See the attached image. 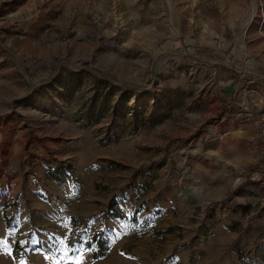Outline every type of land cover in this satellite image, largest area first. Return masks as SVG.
<instances>
[{"label":"rangeland","instance_id":"rangeland-1","mask_svg":"<svg viewBox=\"0 0 264 264\" xmlns=\"http://www.w3.org/2000/svg\"><path fill=\"white\" fill-rule=\"evenodd\" d=\"M228 76L264 0H0V264H264V158L210 159L256 127Z\"/></svg>","mask_w":264,"mask_h":264},{"label":"crops","instance_id":"crops-1","mask_svg":"<svg viewBox=\"0 0 264 264\" xmlns=\"http://www.w3.org/2000/svg\"><path fill=\"white\" fill-rule=\"evenodd\" d=\"M226 79L219 94L225 97L227 103L230 102L231 107L236 106L237 112L248 116L264 108V76H228ZM248 121L246 119L241 124H236L229 133H225L226 136L220 138L221 141L218 139L211 143L218 144L210 156L216 168L223 167L222 160H226L230 164L228 170L233 172L256 158H264V132ZM225 125L227 124H222L227 128ZM224 143L228 144L225 149L221 147ZM255 189L261 192L258 186Z\"/></svg>","mask_w":264,"mask_h":264},{"label":"built area","instance_id":"built-area-1","mask_svg":"<svg viewBox=\"0 0 264 264\" xmlns=\"http://www.w3.org/2000/svg\"><path fill=\"white\" fill-rule=\"evenodd\" d=\"M252 116V118H250V121L253 122L256 127L261 128L264 132V108L259 109Z\"/></svg>","mask_w":264,"mask_h":264},{"label":"trees","instance_id":"trees-1","mask_svg":"<svg viewBox=\"0 0 264 264\" xmlns=\"http://www.w3.org/2000/svg\"><path fill=\"white\" fill-rule=\"evenodd\" d=\"M109 209H110V213L113 216H116V217H121L122 216L121 212L116 208V201L115 200H112L110 202ZM99 247L101 248V253H103L107 249V247L104 246L101 241H99ZM94 256H97L96 253H94Z\"/></svg>","mask_w":264,"mask_h":264},{"label":"snow or ice","instance_id":"snow-or-ice-1","mask_svg":"<svg viewBox=\"0 0 264 264\" xmlns=\"http://www.w3.org/2000/svg\"><path fill=\"white\" fill-rule=\"evenodd\" d=\"M36 243L38 244L39 243V241H36ZM91 247L93 248V250H94V245H91ZM52 249H49V251H51Z\"/></svg>","mask_w":264,"mask_h":264}]
</instances>
